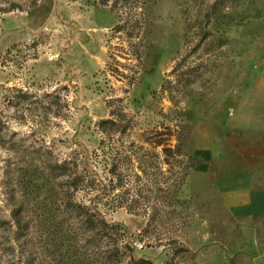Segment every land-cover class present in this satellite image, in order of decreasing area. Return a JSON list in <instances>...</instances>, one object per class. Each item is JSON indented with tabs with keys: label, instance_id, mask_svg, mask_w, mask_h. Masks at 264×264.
I'll return each instance as SVG.
<instances>
[{
	"label": "rangeland",
	"instance_id": "1",
	"mask_svg": "<svg viewBox=\"0 0 264 264\" xmlns=\"http://www.w3.org/2000/svg\"><path fill=\"white\" fill-rule=\"evenodd\" d=\"M109 118L127 125L112 201L97 204L117 262L55 168L92 155ZM259 168L264 0H0V264H264V217L235 216L218 189Z\"/></svg>",
	"mask_w": 264,
	"mask_h": 264
},
{
	"label": "trees",
	"instance_id": "2",
	"mask_svg": "<svg viewBox=\"0 0 264 264\" xmlns=\"http://www.w3.org/2000/svg\"><path fill=\"white\" fill-rule=\"evenodd\" d=\"M136 7V6H135ZM135 12L132 15L134 20L130 18V36L133 37L134 34V22L137 23L135 19ZM122 20V17L119 19ZM122 28V26H119ZM135 35V34H134ZM137 37V35H135ZM135 47V46H134ZM98 127L101 132L105 134V138H101L99 142V147L93 151L92 155L86 158L83 162L77 161H64L63 163H56L55 168H57L63 177L65 178V188L63 196V201L67 208L73 213L79 220L80 228L86 229L89 235L97 239L99 244H103V252H110V255L106 257L109 261L118 260L119 247H115L116 241L112 238L113 230L115 227L108 224L103 216L97 211L98 202L102 199L107 198L106 201H112V193L115 189L116 183V172L117 169L123 165L120 156L125 152V144L121 140H114V131L120 130L125 132L127 129L126 124H122L113 118L103 119L98 123ZM158 133V132H157ZM159 134H163L159 132ZM119 143V146L117 144ZM142 148V147H141ZM163 152H169L174 154V157L180 156L179 149L171 148L168 144H165ZM127 156H125V159ZM127 159L126 161H128ZM104 162L106 165L110 164L111 167L108 168L105 182L99 176V163ZM121 174V172H120ZM128 175L122 172L121 179L118 182H122L126 185L128 182ZM121 185V184H120ZM80 193V194H79ZM79 194V195H78ZM79 196V198H78ZM77 197V199H76ZM16 221L14 234L19 232L20 220L18 218L14 219ZM90 239V240H91ZM16 239L13 241L15 243ZM15 248V245H11ZM121 247L127 248V244ZM133 259V258H132ZM139 263H148L145 260H140Z\"/></svg>",
	"mask_w": 264,
	"mask_h": 264
},
{
	"label": "crops",
	"instance_id": "3",
	"mask_svg": "<svg viewBox=\"0 0 264 264\" xmlns=\"http://www.w3.org/2000/svg\"><path fill=\"white\" fill-rule=\"evenodd\" d=\"M203 125L197 127L196 145L197 156L207 159L211 155L209 135L203 136L200 132ZM204 127V126H203ZM209 137V138H208ZM256 174L245 169L219 180L218 189L228 196V203L233 213L238 217H264V172L262 168ZM261 259L260 261H262ZM258 264V261H255Z\"/></svg>",
	"mask_w": 264,
	"mask_h": 264
}]
</instances>
